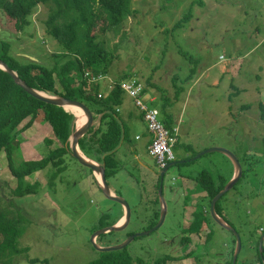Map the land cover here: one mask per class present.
<instances>
[{
  "label": "rangeland",
  "instance_id": "obj_1",
  "mask_svg": "<svg viewBox=\"0 0 264 264\" xmlns=\"http://www.w3.org/2000/svg\"><path fill=\"white\" fill-rule=\"evenodd\" d=\"M132 9L135 13L125 21L121 33L100 37L107 40L105 46L115 57L109 76L114 79L131 72L144 84L150 79L171 100L176 91L173 85L175 76L179 78L175 80L177 87L183 88L180 96L177 95L170 118L174 128L178 129L173 152L176 160L182 162L170 167L164 176L162 194L167 204V216L157 230L136 237L127 245L132 264H153L158 258L170 254L179 255L177 262L170 264L232 262L231 253L237 246L234 234L217 224L213 225L214 231L209 237L204 228L201 235L208 238L207 242L197 237L194 241L191 239V248L176 252L167 243L172 236H180L183 225L187 228L191 223L184 222V209L190 208L193 194L180 200L177 190L186 177L192 179L205 171L214 179L224 178L226 183L232 179L229 177L232 170L234 173V166L225 155L212 152L196 158L213 147L231 151L242 169L249 170L225 193L222 214L227 219L225 222L240 236L241 251L236 264L252 263V247L256 244L252 239V247L249 245L250 234L258 236L264 229V161L257 158L262 156L258 150L264 136V119L258 108V102L264 103V0H132ZM190 10L191 18L176 28ZM45 16L46 9L40 5L31 16V24L18 36L14 33L13 22L0 12V39L9 41L15 53L25 56L43 50L48 54L54 52V41L45 38L42 23ZM189 74L192 79L184 83ZM103 86L105 88V84ZM124 99L130 100L127 95ZM152 106L158 108L157 104ZM248 106L250 108L245 109ZM159 119L162 122L161 114ZM49 131V126L39 120L32 128L20 133L16 159L29 160L36 154L47 156L50 148L45 146L44 138ZM133 131L134 135L148 134L141 122L131 134ZM134 139L139 167H130L134 157L129 153H119L117 159L124 160L132 175H140L142 185L133 178L123 185L111 177L107 180L110 188L131 206L128 233L147 231L139 215L143 213L145 219L149 217L150 201L156 203L158 197L155 192L147 193L158 180L147 170H159L155 161L141 148V142ZM66 164L67 169L57 177L53 188L49 187L47 174H50L46 169L25 179L30 184L40 182L38 194L17 197L21 182L11 175L5 156L0 155L2 211L6 208L8 215L15 217L18 210L24 217L25 231L19 239V246L27 247L28 251L26 255L14 257L15 264H87L100 255L92 248L90 237L98 230L102 214L109 208L115 216L122 214L119 204L104 197L88 168L69 155ZM254 175L263 178H253ZM125 178L120 175V184ZM131 182L139 190L129 187ZM171 191L178 194L176 200L179 201L175 204L171 202ZM190 209L193 216L198 211L197 206ZM118 233L120 240L126 237L124 233ZM116 238L113 236L110 240ZM195 245L198 246L191 255Z\"/></svg>",
  "mask_w": 264,
  "mask_h": 264
},
{
  "label": "trees",
  "instance_id": "obj_2",
  "mask_svg": "<svg viewBox=\"0 0 264 264\" xmlns=\"http://www.w3.org/2000/svg\"><path fill=\"white\" fill-rule=\"evenodd\" d=\"M40 5L46 9V16L42 20L45 38L54 41L56 50L48 54V51L42 49L43 51L37 52V55L27 54L25 56L19 52L15 53L9 41L0 39V60L17 73L29 87L54 96L80 101L90 110L93 120L97 119L98 122L80 139L79 148L85 156L105 166L108 180L119 169L115 158L118 147L130 140L128 126L122 120L121 114L117 112L118 107L123 104L125 95L119 83L134 77V73L126 72L114 78L115 84L112 89L106 95L103 94L101 98L98 94L103 91L105 82L93 81V78H97L99 74L107 75L105 77L111 74L110 69L115 57L113 51L105 46L107 40L100 39V37H106L109 33L113 36L121 33L125 21L135 13L132 9V0H0V12L13 22L14 33L19 36L31 24V16ZM189 18H191V10L176 25V28L182 27ZM103 21L104 23H101ZM87 72L89 76H86ZM192 74L187 75L183 82L192 79ZM176 78L177 76L174 77L173 83L176 90L174 101L183 91V88L177 87ZM153 85L150 79H147L145 93L156 86ZM156 89L160 92L163 90L158 86ZM162 97L165 99L162 104L163 109L173 104L174 101L168 95L162 93ZM248 108L250 106L245 109ZM258 108L260 117L264 119V103L258 102ZM170 118L171 116L166 115L162 122L172 132L174 126ZM39 120H43L49 126L50 131L44 138L45 146L50 148L49 154L45 157L18 161L15 157L19 152L18 135L30 129ZM75 122L76 118L72 113L65 111L62 107L32 97L18 86L6 71L0 68V155L5 156L11 175L21 182L22 187L18 190L17 197L38 194L40 182L35 181L34 184H30L25 179L40 171L44 172L46 169L50 174L46 173L49 187L55 186L57 177L67 169V156L74 159L69 150V137L75 128ZM260 143L261 148L258 151L262 156H255L264 161V136ZM248 171L243 170L242 176ZM261 176L254 175L253 178H263ZM195 179L196 192H205L207 195L206 204L199 206L197 213L193 216V222L181 230L186 236H182L180 244L186 247L192 246L191 235H200L205 227L208 228L210 215L206 216L204 209L209 214L207 207L227 181L221 177L218 180L214 179L205 171L199 172ZM157 195L155 192V196ZM225 195L218 200L215 206L216 212L220 215L225 208ZM2 199L0 198V201ZM151 203L157 205L158 211H154V221L151 220L147 228L153 226L159 217L158 197L156 203L154 201ZM2 207L0 205V264H15L14 257L26 255L28 251L27 247L20 248L19 246V239L25 231L24 217L18 210L15 217H10L8 209L4 208L2 211ZM112 212L113 210L109 208L102 214L98 220L99 228L111 226L117 222V217ZM133 233L135 232H127L124 235L127 237ZM109 234L110 236L106 237ZM109 234L98 237V242H104V244H99L100 246L122 241L120 233ZM113 236L117 238L110 240ZM262 249L261 254L264 255V247ZM194 252L195 250L190 254L193 255ZM98 253L99 257L87 264H132L133 262L126 248L114 252ZM177 258L176 255L170 254L158 258L153 264L176 263ZM139 264L144 263L139 262Z\"/></svg>",
  "mask_w": 264,
  "mask_h": 264
},
{
  "label": "water",
  "instance_id": "obj_3",
  "mask_svg": "<svg viewBox=\"0 0 264 264\" xmlns=\"http://www.w3.org/2000/svg\"><path fill=\"white\" fill-rule=\"evenodd\" d=\"M33 60V58H31ZM0 68L6 71L9 75L12 76L14 79V82L20 86L26 93L31 95L34 98H37L45 103L53 104L59 107L65 108L66 105H72L75 107H78L82 113L85 116V122L81 125L77 124V119L75 122V128L69 137V150L71 153V156L79 163L81 166L88 168L91 171L92 177L94 178V181L99 188V190L103 193L104 197L108 201L115 202L119 204L122 209H123V216H122V221L113 224L111 226H106L103 228H100L96 230L90 237V243L93 249H95L98 252H114V251H119L127 247L136 237H141L144 235H148L149 233L154 232L157 230L165 221V218L167 216V204L163 198V189H164V176L165 173L169 170L170 167L177 165L178 162H172L168 164L164 169L161 171H154L151 170L150 173L153 174L158 178V202H159V220L153 228L144 231V232H135L133 234H130L129 236L125 237L121 242L112 244V245H106V246H100L97 243L98 237L101 235L109 234V233H118V232H124L129 223L131 222V216H132V211H131V206L129 203L122 197L114 194L106 179V174H105V166L103 164H98L97 162L93 161L92 159L85 157L83 152L79 148V141L82 137H84L89 130L95 125V122L93 121V115L90 112V110L80 101L76 100H70L68 98H65L63 96H54V95H48L45 92L36 90L34 88L29 87L19 76L12 71L3 61L0 60ZM75 115V114H74ZM76 117V115H75ZM212 152H218L226 157H228L231 162L233 163L234 166V175L230 181H228L222 190H220L214 198L211 200L210 205H209V215L210 218L213 220L215 224L220 226L221 228L228 230L234 234L235 241H236V249L233 251L232 255V262L231 264H236L238 255L240 254L241 251V241H240V236L239 234L235 231V229L227 224L223 218H221L216 210L215 206L218 200L226 193L228 192L231 188L234 187V185L240 180L242 177V166L237 158V156L232 153L229 150H226L224 148H219V147H213L207 150H204L203 152L199 153L196 158H199L200 156L207 154V153H212ZM195 158V159H196ZM99 175V179L97 178V175ZM169 189L168 187H166ZM263 242H264V234L259 239V250L260 253L262 252V247H263Z\"/></svg>",
  "mask_w": 264,
  "mask_h": 264
},
{
  "label": "crops",
  "instance_id": "obj_4",
  "mask_svg": "<svg viewBox=\"0 0 264 264\" xmlns=\"http://www.w3.org/2000/svg\"><path fill=\"white\" fill-rule=\"evenodd\" d=\"M155 85V84H154ZM153 85V86H154ZM157 86V85H156ZM156 86L154 87V88H152V89H150V91L147 93L150 97H153V102H152V104H157V106H158V110H159V112H160V114H161V119H163L166 115H169V116H172V114H173V107L176 105V102H177V100L178 99H175V101H174V98L172 99L174 102H173V104L172 105H170V106H167L166 108H162L163 107V102H165V99H163V97H162V92H160V91H158L157 89H156ZM159 87V86H158ZM161 88V87H160ZM130 99V98H129ZM125 100V99H124ZM175 103V104H174ZM119 113L121 114V118H122V120H124L125 121V123H126V125L128 126V133H129V131H130V133H129V137H130V140L128 141V142H123L119 147H118V149H117V151H116V153H115V158H116V160H117V163H118V165H119V169H117V172L115 173V175H113L110 179H113V181H115L116 183H118L119 185H123V184H127L128 182H129V180L131 181L132 180V178L133 179H136L139 183H141V181H140V179H139V177H140V175L139 174H137V175H132L131 174V172H130V168H129V166H127V165H125L123 162H124V160H121V161H119L118 159H117V155L119 154V153H122V154H124V153H129L131 156H133L134 157V160L133 161H131L130 162V167H132V168H134V167H139V165H138V163H136V159L138 158V155L136 154L137 153V151H135V149L137 150V146H135V144H134V142H133V139L134 140H136V141H140L141 142V148H143V150L147 153V155L148 156H150L149 155V153H148V150H147V147H148V145H149V143H150V141H151V138H150V134L148 133V131H146L148 134H142V135H140V134H138V133H136L135 135H134V131H133V133L131 134V130L134 128V130H135V128H136V125H137V123L138 122H141L143 125H145L144 124V122H143V120H142V118H141V113L137 110V108L134 106V104H133V102H132V100L130 99V100H128V101H123V104H122V106L120 107V111H119ZM95 123H97L98 122V120L97 119H94L93 120ZM46 124V123H45ZM33 126V125H32ZM145 127H146V125H145ZM32 128V127H31ZM146 130H147V127H146ZM133 136V137H132ZM137 136H139V138H136ZM131 139H132V141H131ZM38 157H43L42 155H40V154H36V155H34V156H32V157H30L29 158V160L30 159H34V158H38ZM151 157V156H150ZM152 158V157H151ZM153 159V158H152ZM154 160V159H153ZM183 161L185 160V159H182ZM174 162H178V163H180V162H182V161H180V160H175ZM149 173H150V171H151V169H148L147 170ZM151 174V173H150ZM199 173H197L196 175H194V177L191 179L190 177H186V179H184V181H182V183H181V186L179 185V187H178V191L180 192V200H182V198H187L189 195H191V194H193L192 195V200H191V206H190V208H195L196 206H197V210L199 209V206H201V204H203L204 205V202H205V198H206V193L205 192H196V187H197V182H196V179H195V177H197V175H198ZM120 175H123V177H126L124 180H123V182H122V184H120V181H119V177H120ZM233 175H234V173H233V170H232V172H231V175H230V177H229V179L230 178H232L233 177ZM152 176H154L153 174H152ZM154 177H156V176H154ZM157 178V177H156ZM220 178V177H219ZM144 179H145V176H144ZM158 179V178H157ZM94 180V179H93ZM143 180V179H142ZM217 180H218V177H217ZM107 183H108V185H109V182L107 181ZM157 184H159V182H158V180H157V183H156V185H154V187L152 188V190H148V192L147 193H149V195H150V193H154V192H157V189H156V186H157ZM141 185H142V183H141ZM110 187V186H109ZM129 187H133V188H135V189H137V190H139V188L137 187V186H135V184H133V182H131V184L129 185ZM111 189V188H110ZM111 191L114 193V194H116V195H118V193H116L115 191H113L112 189H111ZM141 192V191H140ZM181 193H183V194H181ZM171 196H172V199H171V202L173 203V204H175L176 202H178L179 200H176V198H178L177 196H178V194L176 193V191H171ZM174 206V205H173ZM190 208H188L189 210H191ZM186 210V209H184V222H185V220H187V221H191V222H193V220H194V217H193V215L191 214L190 215V212H189V210ZM122 210V209H121ZM154 211L156 212V211H158V208H157V205L156 204H152L151 203V201H150V212L152 213V215L151 216H149L148 218H146V220H147V222L148 223H150L151 222V220H152V222L154 221L153 220V218H154V215H155V213H154ZM168 212H169V209H168ZM204 212H205V214H206V216H208L209 214H208V211L206 212V209H204ZM222 213H223V211H222ZM122 216H123V212H122V214L121 215H119V216H116L117 217V222L116 223H118V222H120L121 220H122ZM151 217V218H150ZM220 217L221 218H223L226 222H227V219L225 218V216L223 215V214H221L220 215ZM209 218V217H208ZM209 221H210V226H208V228L205 230V232L208 234V236H210V234H211V232L213 233V231H214V229H213V225H215V223L211 220V218H209ZM115 223V224H116ZM212 225V226H211ZM185 227V226H184ZM192 236V240L194 241V239L196 240V238H197V236L196 235H191ZM250 239V241L252 240V239H254L253 237H252V235H250V237H249ZM207 241H208V238H207ZM206 241V242H207ZM195 244H197L198 242L196 241V242H194ZM252 243H254V241L252 242ZM264 244V243H263ZM249 245H250V243H249ZM198 245H195L194 246V250L196 251V247H197ZM258 246V245H257ZM263 247H264V245H263ZM262 247V248H263ZM253 252V251H252ZM195 253V252H194Z\"/></svg>",
  "mask_w": 264,
  "mask_h": 264
},
{
  "label": "built area",
  "instance_id": "obj_5",
  "mask_svg": "<svg viewBox=\"0 0 264 264\" xmlns=\"http://www.w3.org/2000/svg\"><path fill=\"white\" fill-rule=\"evenodd\" d=\"M89 75L87 72L86 76ZM105 76L107 75L102 76L99 74L97 78H93V81L99 80L105 82V88L103 87V91L98 94L99 98L103 97V94L109 93L115 84V81L110 76ZM119 85L125 95L132 100L134 106L142 114V120L149 128L151 141L147 150L149 155L154 159L158 170L161 171L168 164L176 160L173 148L177 141L176 134L178 129L175 127L170 132L160 121L159 110L152 106L153 97L145 93V84L140 79L131 77L120 81ZM119 111L120 107L117 109V112ZM136 138H139V136Z\"/></svg>",
  "mask_w": 264,
  "mask_h": 264
},
{
  "label": "flooded vegetation",
  "instance_id": "obj_6",
  "mask_svg": "<svg viewBox=\"0 0 264 264\" xmlns=\"http://www.w3.org/2000/svg\"><path fill=\"white\" fill-rule=\"evenodd\" d=\"M93 178V177H92ZM157 190H158V188H157ZM156 194H157V192H156ZM145 215L146 214H143V213H141L140 214V217L139 218H141L142 217V220H141V223L142 224H144V225H146L147 227L149 226V221L147 222V220L144 218L145 217ZM220 215V214H219ZM147 218H148V216H147ZM158 220H159V217H158V219L155 221V224L153 225V226H155L156 224H157V222H158ZM212 220V219H211ZM213 221V220H212ZM153 226H151L150 228H147V229H145V230H149V229H151V228H153ZM183 227H184V225H183ZM185 228V227H184ZM100 229V228H99ZM144 230V229H143ZM142 230V231H143ZM126 231V230H125ZM122 232V233H127V231L126 232ZM262 234H264V229L262 230V232L258 235V236H256L255 235V233H251L250 235H252V237L254 238L253 240H254V243L256 244L255 245V247L253 246L252 247V245H251V241L249 240V243H250V245H251V247H252V250L254 251L253 252V262L252 263H249V262H247V261H245L247 264H264V255H262L261 253H260V250H259V244H258V242H259V239H260V237L262 236ZM179 235L180 236H176V235H174V236H172L171 238H169L170 240H169V242H167V243H169V244H171V246H172V251H174V252H176V251H178V249H180V251L181 250H183V248H184V250H185V248H189L190 246L188 245V247H186V246H181V238H182V236H186V235H184V234H182V233H179ZM198 238H199V240H201V239H203V241L204 242H206L207 241V238L205 237H203L201 234L200 235H196ZM255 236H256V238H255ZM191 239H192V236H191ZM250 239V238H249ZM264 243V242H263ZM204 244V243H203ZM191 245H193V244H191ZM258 245V246H257ZM264 245V244H263ZM191 248V247H190ZM259 252V253H258ZM187 254H189V253H187ZM177 257H179V255H176Z\"/></svg>",
  "mask_w": 264,
  "mask_h": 264
},
{
  "label": "bare ground",
  "instance_id": "obj_7",
  "mask_svg": "<svg viewBox=\"0 0 264 264\" xmlns=\"http://www.w3.org/2000/svg\"><path fill=\"white\" fill-rule=\"evenodd\" d=\"M17 74V73H16ZM11 76V75H10ZM12 77V76H11ZM43 92V91H42ZM46 94H48V93H46ZM48 95H51V94H48ZM63 108V107H62ZM65 111H67V112H70V113H72L73 115L75 114L76 115V117H75V115H74V117L77 119V124L78 125H81V124H83L84 122H85V116H84V114L82 113V111L78 108V107H75V106H72V105H66L65 106V108H63ZM72 110V111H71ZM146 127H147V131H148V133L150 134V132H149V128H148V126L146 125ZM85 157H87V156H85ZM99 164V163H98ZM102 164V163H101ZM97 175V178L99 179V175L98 174H96ZM122 221V220H121Z\"/></svg>",
  "mask_w": 264,
  "mask_h": 264
},
{
  "label": "clouds",
  "instance_id": "obj_8",
  "mask_svg": "<svg viewBox=\"0 0 264 264\" xmlns=\"http://www.w3.org/2000/svg\"><path fill=\"white\" fill-rule=\"evenodd\" d=\"M113 79V78H112ZM114 80V79H113Z\"/></svg>",
  "mask_w": 264,
  "mask_h": 264
}]
</instances>
